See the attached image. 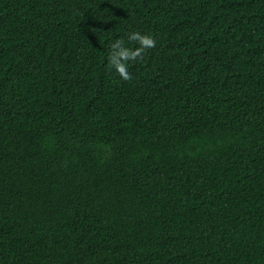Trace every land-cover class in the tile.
<instances>
[{
	"label": "trees",
	"instance_id": "1",
	"mask_svg": "<svg viewBox=\"0 0 264 264\" xmlns=\"http://www.w3.org/2000/svg\"><path fill=\"white\" fill-rule=\"evenodd\" d=\"M0 264H264V0H0Z\"/></svg>",
	"mask_w": 264,
	"mask_h": 264
},
{
	"label": "clouds",
	"instance_id": "2",
	"mask_svg": "<svg viewBox=\"0 0 264 264\" xmlns=\"http://www.w3.org/2000/svg\"><path fill=\"white\" fill-rule=\"evenodd\" d=\"M143 42L147 43V42H148V39H147V38H145V39L143 40Z\"/></svg>",
	"mask_w": 264,
	"mask_h": 264
}]
</instances>
